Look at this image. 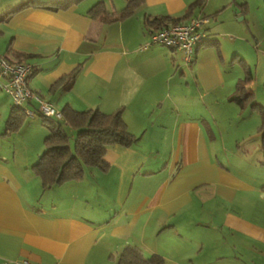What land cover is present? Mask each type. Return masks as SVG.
Segmentation results:
<instances>
[{"label": "crops", "instance_id": "0c3cea01", "mask_svg": "<svg viewBox=\"0 0 264 264\" xmlns=\"http://www.w3.org/2000/svg\"><path fill=\"white\" fill-rule=\"evenodd\" d=\"M24 1L0 0V18ZM127 1L35 7L0 21V56L32 65L31 90L60 110L121 109L127 131L138 136L129 147L107 148L106 169L84 167L80 179L43 190L32 169L47 135L42 116L31 100L15 107L19 120L9 127L13 106L0 89V264H119L127 247L162 264H264V181L244 177L236 156L234 164L226 157L233 168L224 165L208 142L212 129L193 115L195 90L208 96L229 80V53L211 44L220 43L211 17L240 3L220 0L205 13L206 0L189 12L195 0H138L112 22L90 12L97 2L119 12ZM203 15L208 39L191 64L179 50L139 49L158 28L145 19L186 23ZM233 94L226 99L234 102Z\"/></svg>", "mask_w": 264, "mask_h": 264}, {"label": "rangeland", "instance_id": "374dc122", "mask_svg": "<svg viewBox=\"0 0 264 264\" xmlns=\"http://www.w3.org/2000/svg\"><path fill=\"white\" fill-rule=\"evenodd\" d=\"M207 1L204 6L205 13H209L208 10L215 7L220 0H212L209 5ZM228 1L246 2L245 12L240 16L235 15L237 9L231 6L216 14V20L211 17V23H216L220 29V43L217 46L229 53V58L226 62L224 59L223 64L229 80L220 91L208 96H201L195 90L193 115L198 119L204 117L208 128L215 134L214 138L209 137L208 142L221 162L233 168L236 156L238 165L242 167L240 173L246 178L258 177L261 183L264 181V164H256V161L263 160L257 130L261 124V116L258 110L251 108L250 101L264 106V0ZM233 45L240 50L237 55L231 52ZM238 82L252 92V99L244 106L226 99L227 95L235 93ZM64 128L70 135L69 143L73 148L76 131L68 125H64ZM226 157L232 163L231 166L227 164Z\"/></svg>", "mask_w": 264, "mask_h": 264}, {"label": "trees", "instance_id": "16d2710c", "mask_svg": "<svg viewBox=\"0 0 264 264\" xmlns=\"http://www.w3.org/2000/svg\"><path fill=\"white\" fill-rule=\"evenodd\" d=\"M79 1L81 0H26L2 16L0 21L4 20L8 14L23 9L42 7L57 11ZM137 2L138 0H128L126 6L119 12H109L104 8L102 2H97L91 7L90 12L98 15L103 22L117 21L130 15ZM204 3L205 0H195L189 6L188 12L193 8L202 9ZM236 6L241 13L245 12L246 3H240ZM181 18L165 16L154 20L145 19L144 24L148 27L152 23H157V29H161L178 23ZM211 42L212 45H217L215 40ZM77 71L78 68L70 74L69 78L71 80L75 77ZM245 87L243 83L238 82L236 91L229 97V100L241 106L246 105L247 101L252 99V92L250 90L247 91ZM250 103L251 108L258 110L261 116V124L257 130L260 133V150L263 156L262 163L264 164V106L255 101H250ZM61 111L63 115L61 120L41 117L42 124L47 129V135L43 140L44 150L32 165V169L39 176L43 190L65 181L80 179L83 175L84 167L106 169L108 164L104 159V155L108 147L113 145L129 147L137 141V138L127 131L121 109L103 113L99 109L76 111L65 106ZM15 112V107H13L7 122L9 127L12 128L16 126L19 120V118L14 116ZM64 125H68L76 131L73 148L70 146V135L66 132ZM119 264H162V259L156 254L145 258L134 247H127L120 255Z\"/></svg>", "mask_w": 264, "mask_h": 264}, {"label": "built area", "instance_id": "2783aa9c", "mask_svg": "<svg viewBox=\"0 0 264 264\" xmlns=\"http://www.w3.org/2000/svg\"><path fill=\"white\" fill-rule=\"evenodd\" d=\"M208 16L193 17L186 23H174L149 32L148 39L139 49L160 45L179 50L185 64H191L196 48L207 38ZM32 65L25 61H12L5 55L0 56V89L10 98L13 107H21L29 101L36 103L37 112L46 118L63 119L62 111L46 101L40 94L31 90L27 79ZM4 264H31L26 259L6 260Z\"/></svg>", "mask_w": 264, "mask_h": 264}]
</instances>
